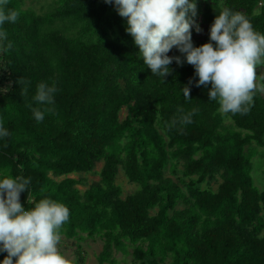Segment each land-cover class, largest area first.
Instances as JSON below:
<instances>
[{
    "label": "trees",
    "instance_id": "1",
    "mask_svg": "<svg viewBox=\"0 0 264 264\" xmlns=\"http://www.w3.org/2000/svg\"><path fill=\"white\" fill-rule=\"evenodd\" d=\"M59 1L80 17L81 34L67 35L20 0L6 6L19 16L0 26L7 33L0 40V122L9 133L0 137V179L30 180L20 195L27 209L43 198L68 207L60 234L77 240V264L87 238L103 242L98 264L115 263L114 253L129 247L128 264H264V189L252 177L254 153L245 150L255 143L264 152V93L255 92L246 114L222 113L210 100L211 84L196 86L195 67L176 47L168 55L183 64L173 60L165 78L152 73L114 0ZM217 2L196 0L192 19L201 15L211 29L228 8L264 34V0ZM194 27V46L210 42V33L195 37ZM40 83L55 86L53 104L34 100ZM193 109L191 123H180ZM97 169L88 183L84 174ZM217 172V188H203ZM121 173L138 186L125 197ZM7 255L0 251L2 260Z\"/></svg>",
    "mask_w": 264,
    "mask_h": 264
},
{
    "label": "clouds",
    "instance_id": "2",
    "mask_svg": "<svg viewBox=\"0 0 264 264\" xmlns=\"http://www.w3.org/2000/svg\"><path fill=\"white\" fill-rule=\"evenodd\" d=\"M114 3L119 15L128 18L127 31L154 75L163 78L169 75L173 60L183 64L180 56L168 55L176 47L187 63L195 67L199 77L196 86L211 84L210 100H218L222 113L246 114L255 92H264V84L256 82L257 67L264 64V34L255 31L242 13L224 8L211 26L210 42L196 47L191 31L195 23L192 17L197 15L196 0H114ZM7 4L8 0H0V26L16 22L19 16L15 9L6 10ZM196 32H202L199 24ZM6 39L7 33L0 31V40ZM7 47L11 48V44ZM55 92L54 85L40 83L34 100L51 105ZM182 92L186 100L190 99L189 86L183 87ZM196 111L181 116L180 123H191ZM33 113L38 122L43 121L44 112L39 107ZM8 135L0 122V137ZM29 183V179L21 176L6 175L0 179V251L8 254L2 264H77L59 246L61 228L70 215L68 207L43 198L33 208L25 209L20 194L27 191Z\"/></svg>",
    "mask_w": 264,
    "mask_h": 264
},
{
    "label": "rangeland",
    "instance_id": "3",
    "mask_svg": "<svg viewBox=\"0 0 264 264\" xmlns=\"http://www.w3.org/2000/svg\"><path fill=\"white\" fill-rule=\"evenodd\" d=\"M21 5L25 8H31L34 11H36L38 14H42L44 16H49L50 24L53 27H57L61 29L63 32H65L67 35H78L81 34V26L83 25V22L79 20V16L69 15L70 13L66 11L60 4L59 0H20ZM218 2L215 4V6L221 7L222 0H217ZM204 1H202L201 5H204ZM123 22L126 26L130 27L128 24V18L122 17ZM201 15L199 18L193 23L195 26V37L200 38L203 37L205 34L210 33V29L206 26L204 21L201 19ZM196 24H199V26L202 28V32L197 33L196 32ZM257 84H264V64L257 67ZM264 93V92H263ZM127 114V108L123 107L120 112V117L124 118ZM228 126L232 125V121L227 117L226 122ZM247 152H252L254 155L252 156V177L254 180V183L260 188L264 189V152L262 147L257 146L255 143L251 144L250 146H247L245 149ZM179 176L182 175L180 170L178 171ZM86 177L87 182H92L94 180L98 179L99 173L98 169L94 172H89L84 174ZM221 178L219 173H215L209 177L206 178V180L202 183L203 188L211 187L213 189L217 188L218 183L220 182ZM118 183L123 188L122 196L125 197L129 193L133 192L138 188V186L135 183L130 182L127 177L121 173L117 179ZM79 187L84 190L87 185L85 184H79ZM183 205L180 204L178 207H182ZM264 213V210H263ZM77 240L75 239H68L64 236H61L60 241V248L63 252H65L68 256L75 258V243ZM82 249L83 251H86L87 256H91L92 254H98L99 251H101L103 242L101 239H85L81 241ZM88 252V253H87ZM115 257L118 258L119 263L118 264H128L131 263L133 260V254H132V247L128 248V252L122 253V252H115ZM14 261L16 258H13ZM86 264H91L89 259L86 260ZM96 264V262H95ZM147 264V263H145Z\"/></svg>",
    "mask_w": 264,
    "mask_h": 264
},
{
    "label": "crops",
    "instance_id": "4",
    "mask_svg": "<svg viewBox=\"0 0 264 264\" xmlns=\"http://www.w3.org/2000/svg\"><path fill=\"white\" fill-rule=\"evenodd\" d=\"M77 243V242H76ZM76 243H75V248H76ZM80 244H81V242H79ZM81 246H82V244H81ZM74 251H75V249H74ZM100 252V251H99ZM84 253V262L82 263V264H86V260L87 259H89V261H90V263L91 264H95V262H96V264H98V259H97V255L99 254H95V255H91V256H87L86 255V251H84L83 252ZM88 253V252H87ZM75 258H76V256H75ZM0 261H3L1 258H0ZM119 263V260H118V258H117V260H116V262L115 263H110V262H105L104 264H118Z\"/></svg>",
    "mask_w": 264,
    "mask_h": 264
},
{
    "label": "built area",
    "instance_id": "5",
    "mask_svg": "<svg viewBox=\"0 0 264 264\" xmlns=\"http://www.w3.org/2000/svg\"><path fill=\"white\" fill-rule=\"evenodd\" d=\"M25 209H27V208H25ZM2 262H3V261H0V264H2Z\"/></svg>",
    "mask_w": 264,
    "mask_h": 264
},
{
    "label": "water",
    "instance_id": "6",
    "mask_svg": "<svg viewBox=\"0 0 264 264\" xmlns=\"http://www.w3.org/2000/svg\"><path fill=\"white\" fill-rule=\"evenodd\" d=\"M21 195V194H20ZM5 197H6V194H5Z\"/></svg>",
    "mask_w": 264,
    "mask_h": 264
}]
</instances>
